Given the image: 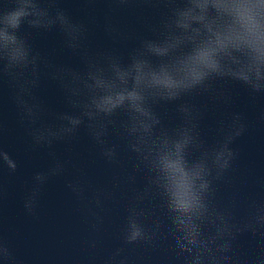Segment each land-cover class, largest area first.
<instances>
[{"label": "clouds", "instance_id": "clouds-1", "mask_svg": "<svg viewBox=\"0 0 264 264\" xmlns=\"http://www.w3.org/2000/svg\"><path fill=\"white\" fill-rule=\"evenodd\" d=\"M145 2L163 4L166 11L150 27L151 37L121 53L91 49L88 24L73 20L60 7L61 0H0V82L12 89L33 149H52L57 142L71 146L83 128L100 157L119 166V145L109 143L113 131L118 134L143 181L116 236L123 245L156 248L163 238L171 241L178 264H243L234 259L236 241L246 233L264 239V202L252 201L245 217L238 218L234 202L222 206L218 201L217 185L233 168L239 153L232 145L247 126L240 113H230L211 130L216 139L209 142L201 133L207 106L198 99L230 103V90L218 87L229 82L242 84L251 94L264 93V0ZM25 26L43 33L57 29L82 67L53 63L33 47ZM104 32L113 39L119 35L110 20ZM43 78L57 83L70 110L54 113L45 107L36 94ZM169 105L173 122L162 111ZM49 156L51 166L33 175L23 198L31 216L44 186L64 176L70 163L55 152ZM17 167L0 147V170L12 174ZM78 172L66 188L84 205L91 228L99 233L100 212L114 193L91 189L87 172ZM135 174L114 175L113 189L135 183ZM97 245V240L88 242L90 249ZM123 252V247L115 248L103 264H129ZM0 264H21L3 236ZM254 264H264V251Z\"/></svg>", "mask_w": 264, "mask_h": 264}, {"label": "water", "instance_id": "water-1", "mask_svg": "<svg viewBox=\"0 0 264 264\" xmlns=\"http://www.w3.org/2000/svg\"><path fill=\"white\" fill-rule=\"evenodd\" d=\"M60 7L66 9L73 20L88 24L91 49L113 48L121 53L138 45L141 38L151 37L150 27L158 23L166 11L163 4L145 0H131L125 5L109 0H93L91 3L61 0ZM106 20L118 29L119 35L115 39L104 32ZM25 31L33 47L49 56L53 63L82 67L79 56L64 47L63 36L57 29L43 33L25 26ZM218 87L230 90L231 101L221 104L211 103L204 97L198 99L201 106H207L201 133L206 140L213 142L216 134L211 130L218 127L221 119H227L230 113H240L244 117L246 131L232 145L239 153L238 158L225 180L217 185L221 205L234 202L237 217L243 218L252 201L264 202V93L251 94L238 82L221 83ZM12 94L7 82H0V147L18 165L12 174L7 169L0 170V236L9 241L21 264H91L93 258L95 264H103L107 255L117 247L124 248L123 255L128 257L129 264H178L170 240L162 238L156 248H151L143 244L123 245L116 238L125 223L130 198L143 184L141 176L134 173L135 161L118 134L113 131L109 143L119 145V166L100 157L83 128L79 139L71 146L57 142L52 149H33L31 138L19 121ZM36 94L51 112L70 110L53 80L43 78ZM172 107L162 109L169 122L175 119ZM50 151L70 163L64 176L51 178L44 186L36 215L31 216L24 210L23 198L33 175L51 166ZM79 168L87 172L91 189L114 193V198L108 200L100 212L103 224L99 233L91 228L84 205L66 188L67 180L79 175ZM117 174H135L136 181L113 189V176ZM91 240L98 241L95 250L88 246ZM261 251H264V239L246 233L236 241L234 259L238 258L243 264H254Z\"/></svg>", "mask_w": 264, "mask_h": 264}]
</instances>
